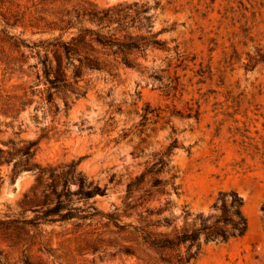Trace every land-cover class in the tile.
Instances as JSON below:
<instances>
[{"label":"rangeland","instance_id":"374dc122","mask_svg":"<svg viewBox=\"0 0 264 264\" xmlns=\"http://www.w3.org/2000/svg\"><path fill=\"white\" fill-rule=\"evenodd\" d=\"M93 1H159L153 30L166 48L149 52L139 69L89 71L86 95L68 111L58 99L56 113L40 94L37 51L63 45L76 29H36L20 16L38 10L58 23L63 0H0V148L38 141L45 184L80 162L77 172L106 189L91 199L70 195L59 215L47 216L53 194L31 193L36 172L14 178V163L0 166V264H163L143 244L145 218H160L148 213L170 199L161 218L172 225L158 232L192 228L199 215L217 213L221 192L243 198L248 230L202 243L191 264H264V63L246 68L264 48V0ZM24 95L32 102L17 119L6 116V100Z\"/></svg>","mask_w":264,"mask_h":264},{"label":"trees","instance_id":"16d2710c","mask_svg":"<svg viewBox=\"0 0 264 264\" xmlns=\"http://www.w3.org/2000/svg\"><path fill=\"white\" fill-rule=\"evenodd\" d=\"M159 6V1L154 6L148 2H133L100 7L93 0H63L58 23L49 22L38 10L20 16L22 24L36 29H59L63 30V34L76 29V34L69 41H63V45H42V50L37 51L39 61L34 67H42L43 73L38 78L46 85L40 94L47 111H61L58 99L63 100L64 109L68 111L76 100L84 97L88 85H82V82L89 71L112 73L121 66L139 69L143 65L141 60H147L149 52L165 50L166 42L159 38L162 32L153 30L156 16L152 10ZM259 63H264V48L257 49V55L250 57L246 68L253 69ZM32 93L35 94V90ZM31 102L27 100V95L8 98L3 104L4 114H12L17 119ZM5 146L9 149L0 148V166L14 163V178L23 171H35L37 185L31 190L35 197L42 188L52 190L53 199L49 202L54 207L46 213L47 216L59 215L62 206L69 203L70 195H80L84 199L106 195L105 188L88 182L82 172H77L80 162H72L62 173L52 172V184H45L47 170L35 161L38 141L11 140ZM75 181L78 189L72 192L70 184ZM172 185L177 192L178 188L174 183ZM171 203L167 199L164 207L148 213L160 218L155 223L145 218L140 228L143 244L159 253L163 264H191L200 253L202 243L228 242L244 236L248 230V219L242 212L243 198L235 192H221L214 205L217 213L199 215V225L180 231L174 228L171 232H158L159 228L172 225L168 217L161 218L169 211ZM262 211L264 213V206ZM70 216L67 213L61 217Z\"/></svg>","mask_w":264,"mask_h":264},{"label":"water","instance_id":"95a60500","mask_svg":"<svg viewBox=\"0 0 264 264\" xmlns=\"http://www.w3.org/2000/svg\"><path fill=\"white\" fill-rule=\"evenodd\" d=\"M202 209L207 211L209 208L208 207H202Z\"/></svg>","mask_w":264,"mask_h":264}]
</instances>
